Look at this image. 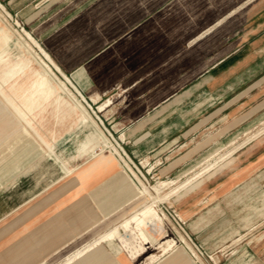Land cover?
Wrapping results in <instances>:
<instances>
[{"label": "rangeland", "instance_id": "1", "mask_svg": "<svg viewBox=\"0 0 264 264\" xmlns=\"http://www.w3.org/2000/svg\"><path fill=\"white\" fill-rule=\"evenodd\" d=\"M120 2L117 6L119 11L127 4L133 3V18L138 17V13L142 11H138V7L150 5L148 9L152 6L156 8L159 28L164 31L155 37V32H151V36L157 40L163 36L165 40L172 38L175 40L173 47H163L161 42L151 47L140 46V43L144 45L149 41V43L153 42V40H147L148 32H146L139 37L137 43L122 52L127 59L126 65L140 77L144 74L158 73L161 65L168 66V63L175 62L176 71L171 72L167 80L172 83L187 74H195L233 47L264 37V0H121ZM0 5L4 6L9 14L3 16L0 13V160L9 154L7 150L10 147H15L26 140L35 141L40 145L44 155L38 163L30 166L23 176H32L35 183L39 181L40 174L47 167V176L50 178L42 183H36L39 192L32 198L26 200L28 195L25 197L23 195L26 201L20 207L40 196H43L41 200L47 197L59 201L63 193L69 195L68 200L63 202L78 205L85 202L88 205L89 200L81 194L83 184L80 183L82 180L77 172L84 166H89L90 163H100L99 166L102 169L115 168L120 172L124 170L134 181L135 190V198L110 216L99 218L97 213L92 214V211L89 215H79L77 219L83 218V221L79 222L77 227H69L66 235L63 233L59 239L50 240L52 245L44 246L50 243L47 232V239L42 240L44 247H36L35 250L28 248L29 252L36 251L34 254L4 255V264H60L67 256L92 242L97 235L106 233L114 225H119L140 202L149 204L156 201L155 193L142 197L138 195L140 185L129 173L125 163H128L138 177L149 185H155L158 181L175 180L174 184L158 195L164 196L176 184L183 182L196 171L203 158L216 151L225 153L226 148L231 147H229L231 142L235 144L242 142L264 125V118L261 121L258 120L246 133L232 141L230 139L235 133L227 137L216 133L208 139L211 143L206 150L199 152L197 150V155L185 160L178 171H174L171 176H164L157 173L166 165L163 156L149 159L146 163L142 159L133 158L129 152V144L119 141L101 120L103 126L96 119L104 133L108 137L112 135L109 139L118 148L122 157L113 152L112 146L104 140V144L91 145L81 152V156L72 159L76 152L81 151L79 147L81 143L78 142L87 140V132L94 133V137L100 136V133L93 127L86 113L77 109L74 101L64 96L57 87L33 103L35 92L25 80L33 73L31 71L35 67L31 68V66H36L37 70L41 67L35 61L24 66L27 58L32 59L33 53L18 33L22 34V28L35 40L36 38L18 15L9 10L7 0H0ZM115 16L123 18L125 15L123 12H118ZM15 22L19 25L16 26ZM41 47L43 48L42 45ZM159 54L163 56L164 61L147 63L148 57ZM206 61L208 62L205 63ZM16 86L17 89L13 90ZM28 101L32 104L25 108ZM111 103L112 101L109 105ZM59 104L68 105L74 116L65 118L59 112H54ZM43 109L45 110L42 111ZM34 117L35 119L32 120ZM28 122L31 123L27 125ZM263 138L264 132L248 143L254 140V142L259 141L258 149H261L264 147ZM248 143L220 162L225 164L217 170L206 174L198 182H196L197 179L193 182L196 183L187 190L171 195L167 200L154 206L163 219L164 230L160 234L153 230L148 232L157 243L174 239L173 251L163 255V252L155 246L146 243H140V245L127 230H120L122 241L115 239L113 250L104 243L105 245L102 244L94 252V257H100L97 264H167L176 256H180L184 261L188 260L189 256L197 257L198 261L195 260V264H264V167L246 171L243 158L238 159L235 154ZM61 176L62 179H60ZM55 179L60 182L53 183ZM56 185L59 186L52 190ZM121 197L123 198L122 195ZM117 201L122 200L117 199ZM86 208L88 209L87 206ZM68 218L76 219L74 211L72 213L70 211ZM106 218L110 219L102 222ZM97 219L100 220L97 222ZM94 223L100 224L94 226ZM132 226V224L128 225V227ZM180 237H183L185 241H181ZM137 245L144 247L145 250L143 255L131 260L128 253ZM118 249L120 253L117 255L115 251ZM152 255L159 257L153 263L147 260ZM90 261V257L87 259L84 257L73 264H89Z\"/></svg>", "mask_w": 264, "mask_h": 264}, {"label": "crops", "instance_id": "2", "mask_svg": "<svg viewBox=\"0 0 264 264\" xmlns=\"http://www.w3.org/2000/svg\"><path fill=\"white\" fill-rule=\"evenodd\" d=\"M120 1L7 0V6L72 79L94 112L86 106L92 117H98L119 141L129 144L133 158L146 163L157 156L164 157L166 165L158 174L171 176L185 160L197 155V150H206L211 143L208 139L216 133L226 137L235 133L232 141L256 121L263 120L264 37L243 42L195 74L172 83L167 80L176 71L175 62L161 65L158 73L140 77L126 65L122 52L146 32L147 40L153 42L140 46L161 42L163 47H173L175 40L154 38L164 31L159 28L156 8L138 7L142 11L133 18V3L119 11ZM118 12L125 16L116 17ZM151 32H155L154 37ZM162 57H148L147 63L162 62ZM110 101V105L98 110ZM254 141L235 153L238 159L243 158L246 171L264 167V147L258 149L260 142ZM7 151L9 154L0 160V264L5 262L4 255L34 254L36 251L26 249L47 246L42 244L47 232L49 240L66 235L69 227H77L83 221L77 219L79 215L92 211L99 218L107 217L135 198L134 181L124 170L102 169L100 163H90L79 171L81 194L89 200V206L85 202H63L69 197L63 195L58 199L60 205L55 198L41 200L40 196L20 207L39 192L32 176L23 174L44 153L37 142L30 140ZM23 195L28 198L24 200ZM70 211H74L77 220H69Z\"/></svg>", "mask_w": 264, "mask_h": 264}, {"label": "bare ground", "instance_id": "3", "mask_svg": "<svg viewBox=\"0 0 264 264\" xmlns=\"http://www.w3.org/2000/svg\"><path fill=\"white\" fill-rule=\"evenodd\" d=\"M0 13H2L3 16L9 15L8 12L5 10L4 6H2V5H0ZM21 33L22 34H20V33H18V34L21 36L22 41L26 44V46L29 48V50L33 53L32 59L27 58L26 64L24 66H28L33 61H35V63L40 65V67H41L39 70H37L36 66H31V68L35 67L34 70L31 71L33 73L30 74L28 76V78L25 80V81L29 82L28 83L29 87L33 90V92H35L34 93L35 99H34L33 103H36L40 98L47 95L52 89H54V87H57L58 89H60L63 92L64 96H67L71 100L74 101L77 109H81L83 112L86 113L87 118L91 119V122L93 123V127H95L100 133V136L96 135L97 137H94V133L92 134V132H89V134H88V132H87V134H86L87 140L85 142L84 141L78 142V143H81V146H79L81 148V151L76 152L75 154L73 153L74 155L72 156V159L81 156V152L86 150L91 145L98 146V145H96V143H98L100 146V144H104L105 143L104 140L106 142H108L110 144V146H112L113 152H115L116 154H119L122 157L118 148L113 145V143L109 139L108 135H106L104 133V131L100 128V125L96 121V119L93 118L91 113L88 112L87 107H86V106H88V103L86 102V100L84 99V97L80 93V91L75 87L72 79L70 77L66 76L60 70V68L53 62L50 55L41 47V45L37 42V40L34 39V37L29 32H27L26 30L23 29V30H21ZM75 76L76 75H73V77H75ZM16 89H17V86L13 90H16ZM22 102L23 101H21V103ZM30 104H32V102L28 101V104L25 105V108L30 106ZM108 105H109V102H106V103L100 105L98 107V110L102 111L103 108L105 106H108ZM45 109H43L42 111H44ZM20 110H21V108H20ZM54 112H59L61 114V116L63 115L65 118H68L70 116H74V114L72 113L73 111L71 109H69L68 105H66V104L57 105L55 107ZM35 117L32 120H34ZM29 123H31V122H28L27 125H29ZM263 132H264V125L260 129H258L257 132L252 133L249 136H247V138L245 140H243L242 142L237 143V144H235V142H231L229 145V147L230 146L231 147L229 149L226 148L227 150L224 149V150H226L225 153H220L219 151H216L215 153H212L209 156H207L205 159L203 158V161H201L199 163V165L197 166L196 171H194L183 182L176 184L172 189H170V192L165 194L164 196H158V195L161 193L162 190L166 189L171 184H174L175 180L170 181V182L158 181L155 185H149L148 183H145L144 181H142L138 177V175L132 170V168L128 165V163H125V167H127L129 169V173L134 177V180H136L138 182V184L140 185V191H139L138 195L140 197H142V196H146L147 194L151 195L152 193H155V194H157L156 201H152L149 204H147L145 202H140L136 206V209H134L133 212L126 219H124L119 225H114L106 233L97 235V237L92 242L85 244L83 246V248L75 251L70 256H67L66 259L60 264H73L77 260H80L84 257H86V259H87V257L88 258L90 257L91 261L89 264H97V262L100 261V257H97V256L94 257V252L98 249V247H100L104 243L108 247H110V249L113 250V241L115 239H118L120 242L122 241L121 235H120V230H123V231L127 230L131 234V236H134L135 239H137V241H139L138 242L139 244L140 243L141 244L146 243V244H150L151 246H155L156 249H160V251L163 252V255L167 254L169 251H173V246L175 244L174 239H167V240L163 241L162 243H160V242L157 243L156 240L148 232V230H150V231L153 230V231L157 232V234H160L162 232V230H164L163 219L157 213V211L154 209V206L159 202L162 203L163 201L167 200L169 196L176 195L181 190L190 186L194 181L201 178L204 174H206L211 169L215 168L220 162H222L224 159H226L228 156H230L236 149L245 145L250 140L258 137ZM105 150H107V149L105 148ZM46 168H45V171L40 174L41 177L38 178L39 181H36V183H42L43 181H45V179L46 180L50 179L47 176L48 173H47ZM79 171L77 172L78 176H80ZM62 176L60 177V179H62L64 177V176L63 177ZM58 182H60V180L55 179L53 183L57 184ZM80 183L82 184V181H80ZM63 195H65V193H63ZM58 203L60 205V202H58ZM107 219H110V218H106L102 222L106 221ZM102 222H100V223H102ZM100 223H96L94 226H97ZM129 224H132L133 226L128 227ZM164 238H167V236H164ZM179 239L181 241L184 240L183 237H180ZM50 240H52V239H50ZM50 240L48 242H50ZM140 245L133 247L131 251L128 250L129 251L128 256L131 260L135 259L136 257L143 255L145 248L140 246ZM124 247H126V246L124 245ZM131 247H132V245L130 246V248ZM26 250H28V249H26ZM190 252H191V250H190ZM119 253H120V249L115 251V254L118 255ZM158 258H159L158 256L152 255V256H149L147 260L149 262L153 263ZM188 258L189 259L186 260L187 261L186 262L180 256H176V257L171 258L167 264H185V262H186V264H195V262L198 261L197 257L189 256ZM191 258H193V259H191Z\"/></svg>", "mask_w": 264, "mask_h": 264}, {"label": "built area", "instance_id": "4", "mask_svg": "<svg viewBox=\"0 0 264 264\" xmlns=\"http://www.w3.org/2000/svg\"><path fill=\"white\" fill-rule=\"evenodd\" d=\"M16 23V26H18L19 24L17 23V22H15ZM21 30H22V28H21ZM89 109H90V111H92L91 110V108L90 107H88ZM92 113L94 114V112L92 111ZM96 117V116H95ZM97 119V121L102 125V122L100 121V119L97 117L96 118ZM103 126V125H102ZM107 132V131H106ZM107 134H108V132H107ZM110 138H112V135L111 136H109Z\"/></svg>", "mask_w": 264, "mask_h": 264}]
</instances>
